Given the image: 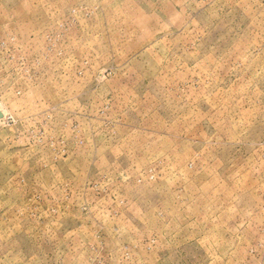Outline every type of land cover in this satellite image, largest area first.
I'll return each mask as SVG.
<instances>
[{"label":"rangeland","instance_id":"obj_1","mask_svg":"<svg viewBox=\"0 0 264 264\" xmlns=\"http://www.w3.org/2000/svg\"><path fill=\"white\" fill-rule=\"evenodd\" d=\"M0 264H264V0H0Z\"/></svg>","mask_w":264,"mask_h":264}]
</instances>
